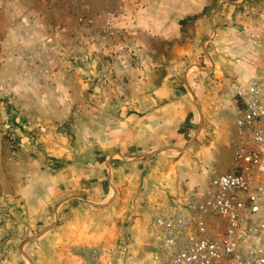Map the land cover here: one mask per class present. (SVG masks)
I'll return each mask as SVG.
<instances>
[{"label":"rangeland","instance_id":"1","mask_svg":"<svg viewBox=\"0 0 264 264\" xmlns=\"http://www.w3.org/2000/svg\"><path fill=\"white\" fill-rule=\"evenodd\" d=\"M181 1L169 14L176 0H0V215L10 218L7 230L22 231L18 241L46 229H71L76 241L89 243L78 245L80 258L100 251L114 262L142 258L157 245L155 207L184 183L205 184L230 167L234 106L210 111L213 123L202 115L182 121L179 143L166 144V151L177 147L178 154L166 164L152 161L130 185L106 176L103 163L96 168L99 187L97 173L79 176L80 164L104 159L85 140L93 138L90 123L124 111L114 100L123 98L118 91L131 76L151 69L181 74L193 58L205 63L200 47L208 36L193 41L194 21L179 24L175 37L165 36L175 31L166 33L158 23L173 22L206 2L199 14L205 24L215 28L223 21L222 29L229 18L236 31L243 6L262 2ZM211 156L221 169L209 170ZM52 177L53 189L47 186Z\"/></svg>","mask_w":264,"mask_h":264},{"label":"crops","instance_id":"2","mask_svg":"<svg viewBox=\"0 0 264 264\" xmlns=\"http://www.w3.org/2000/svg\"><path fill=\"white\" fill-rule=\"evenodd\" d=\"M181 3L183 4L181 0H176L173 9L167 12L175 14L178 11L177 6H182ZM206 4L203 2L195 9L186 11L185 15L173 19V22L166 20L158 23V26L164 28L166 33L175 31L172 35H165L175 37L180 28L178 20L200 13ZM250 6H243V14L247 15L242 14L241 19L237 20L236 31L231 28L233 21L228 18L225 22L226 15L223 16L226 25L222 29L220 25L223 21L215 28L211 27L210 22L205 24L201 16L193 22V41L208 36L202 40L200 47L202 62H205L203 65H198L196 58H193V66L185 68L181 74L178 69L167 71L166 75L151 69L147 72L138 71L131 76L118 91L119 94H124L123 98L118 97L120 101L113 99L124 111L109 114L113 117L107 122L104 119L108 117H94L90 123L94 127L93 138L85 140L93 142L94 151H97V155L104 154V159L98 162L99 158L96 157L97 161L94 158L93 164L90 163L89 166L80 164L79 176L97 173L93 180L99 187L101 171L96 168H100L99 163H103L106 176L111 174V177L114 176L121 183L130 185L135 181V175L152 161L166 164L167 157L178 154V151L173 153L177 147L166 151V144L171 141L173 144L179 143L178 134L183 127L180 126L182 121L187 118L192 120V116L195 120V116L198 119L202 115L203 120L213 123L214 118L210 111L236 107L233 98L235 82H243L264 74V28L261 27L264 22V0ZM255 32H260V39L255 37ZM147 74L148 78L145 79ZM179 78L180 84L175 81ZM103 150L107 153H101ZM181 156L183 155L177 156L173 163H177ZM211 157L207 159L209 170L221 169L218 159ZM67 167L69 170L70 167ZM197 177L194 176V179H199ZM55 179L52 177L49 184L47 183L49 188L54 185ZM84 182H89V179L85 178ZM107 182L109 184L108 179ZM9 221L7 215H0V264H81L84 257L80 258L76 251L82 241L78 242L72 237L74 231L71 229H46L42 233L38 231L29 235L22 243L21 240L18 241V235L23 234L20 229H6L11 226ZM104 227L103 230H107ZM109 230L111 228L107 231ZM78 231L83 233L80 229ZM83 244L81 246L85 247L89 243Z\"/></svg>","mask_w":264,"mask_h":264},{"label":"built area","instance_id":"3","mask_svg":"<svg viewBox=\"0 0 264 264\" xmlns=\"http://www.w3.org/2000/svg\"><path fill=\"white\" fill-rule=\"evenodd\" d=\"M233 98L230 167L155 207L148 255L114 262L100 251L81 264H264V74L235 82Z\"/></svg>","mask_w":264,"mask_h":264},{"label":"trees","instance_id":"4","mask_svg":"<svg viewBox=\"0 0 264 264\" xmlns=\"http://www.w3.org/2000/svg\"><path fill=\"white\" fill-rule=\"evenodd\" d=\"M199 14L201 13H198V14H194V15H191V16H187L185 18H182L178 21V24L182 25L184 23H187V22H193L195 21L197 18H199Z\"/></svg>","mask_w":264,"mask_h":264}]
</instances>
